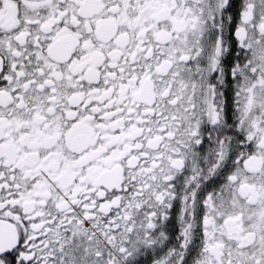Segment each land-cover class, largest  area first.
I'll return each mask as SVG.
<instances>
[{"label":"snow or ice","instance_id":"6c2138e0","mask_svg":"<svg viewBox=\"0 0 264 264\" xmlns=\"http://www.w3.org/2000/svg\"><path fill=\"white\" fill-rule=\"evenodd\" d=\"M0 264H264V0H0Z\"/></svg>","mask_w":264,"mask_h":264}]
</instances>
